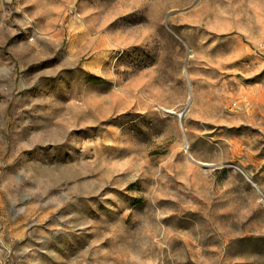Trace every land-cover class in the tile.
I'll use <instances>...</instances> for the list:
<instances>
[{
  "label": "rangeland",
  "instance_id": "1",
  "mask_svg": "<svg viewBox=\"0 0 264 264\" xmlns=\"http://www.w3.org/2000/svg\"><path fill=\"white\" fill-rule=\"evenodd\" d=\"M0 264H264V0H0Z\"/></svg>",
  "mask_w": 264,
  "mask_h": 264
}]
</instances>
